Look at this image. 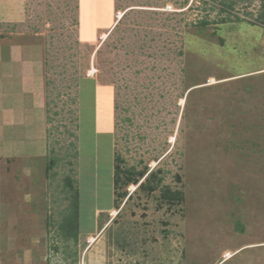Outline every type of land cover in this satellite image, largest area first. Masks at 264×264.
I'll list each match as a JSON object with an SVG mask.
<instances>
[{"label": "rangeland", "instance_id": "rangeland-1", "mask_svg": "<svg viewBox=\"0 0 264 264\" xmlns=\"http://www.w3.org/2000/svg\"><path fill=\"white\" fill-rule=\"evenodd\" d=\"M262 3L0 0V264H264Z\"/></svg>", "mask_w": 264, "mask_h": 264}, {"label": "trees", "instance_id": "trees-1", "mask_svg": "<svg viewBox=\"0 0 264 264\" xmlns=\"http://www.w3.org/2000/svg\"><path fill=\"white\" fill-rule=\"evenodd\" d=\"M264 7V0L262 3ZM226 7H232V4L227 5ZM260 21L264 23V13L261 14L259 17ZM207 22L204 21L201 24H206ZM50 168L55 166L56 159L50 161ZM123 171L124 180H122L121 174ZM146 171L143 172H135L134 169L132 170H121V168L116 169L115 176H114V186L118 187L121 183L123 184H129L130 182H138L137 179H132L131 177L134 175H138L139 177H143ZM129 174V175H128ZM70 182V181H68ZM66 183V187H71L72 191L70 192V197H72V201L70 203V206L68 207L67 214L62 218V221L59 223L58 226V233L57 235L60 238H63L65 241L72 240L74 243H77L78 241V190L74 188L70 183ZM140 189L147 191V192H153L154 190L159 189L160 183L157 181V175L156 173H151L145 178V182L140 184ZM181 192L176 191L173 192L170 190V188H163L161 190V198L164 201H167L169 203H173L174 201L181 200ZM54 249H57V247H54Z\"/></svg>", "mask_w": 264, "mask_h": 264}, {"label": "bare ground", "instance_id": "bare-ground-1", "mask_svg": "<svg viewBox=\"0 0 264 264\" xmlns=\"http://www.w3.org/2000/svg\"><path fill=\"white\" fill-rule=\"evenodd\" d=\"M103 39H104V38H103ZM183 101H184V100L182 99L181 102L183 103ZM173 141H174V137H173V139H172V142H173ZM95 156H96V155H95ZM91 161H92V160H91ZM93 162H94V161H93ZM93 165H94V164H93ZM91 240H92V239H91ZM93 241H94V240H92L91 242H93ZM227 257H229V255H227Z\"/></svg>", "mask_w": 264, "mask_h": 264}]
</instances>
